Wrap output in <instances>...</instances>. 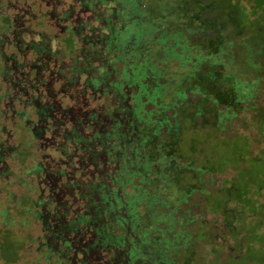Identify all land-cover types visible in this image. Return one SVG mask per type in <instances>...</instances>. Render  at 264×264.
<instances>
[{"label":"rangeland","instance_id":"1","mask_svg":"<svg viewBox=\"0 0 264 264\" xmlns=\"http://www.w3.org/2000/svg\"><path fill=\"white\" fill-rule=\"evenodd\" d=\"M137 1L138 20L121 18L116 0H0V264H95L92 256L84 263L60 256L43 238L38 212L51 204L37 199L29 172L39 158L29 134L38 123L30 106L50 100L28 97L26 108L13 105L27 86L11 53L24 69L39 59L37 76L48 72V96L65 90L75 102L62 105L74 110L84 107L83 85L101 91L106 103L122 72L134 78L145 63L147 76L133 86L167 88L148 107L168 105L160 115L170 129L146 136L141 165L149 164L148 177H132L145 191L139 225L131 224L126 241L128 248L136 244L133 264H264V150L251 153L249 139L257 132L243 134L244 122L237 127L231 119L248 116L258 98L252 86L264 75V0ZM16 14L21 28L12 23ZM67 35L76 41L71 50L63 48L73 41ZM91 42L111 43L109 54L89 52ZM166 49L182 57H169ZM57 79L62 83L51 84ZM12 109L24 114L18 118ZM17 146L25 148L23 160ZM113 190L124 197L131 192L119 181Z\"/></svg>","mask_w":264,"mask_h":264},{"label":"flooded vegetation","instance_id":"2","mask_svg":"<svg viewBox=\"0 0 264 264\" xmlns=\"http://www.w3.org/2000/svg\"><path fill=\"white\" fill-rule=\"evenodd\" d=\"M4 15H8V13ZM6 17L8 18V16ZM11 20L14 25L17 24L18 27H22L23 24L21 23L20 14H18V16L17 14L16 16H12ZM14 25H10L11 28H13ZM7 26H9V23ZM71 29L73 31L72 27ZM62 36L66 37L64 35ZM68 37H71L75 42L71 48L73 49L76 45V41L72 36L69 35ZM8 41L13 42L10 48L18 50L20 46L19 43L17 44L13 40ZM8 41L5 42V45ZM28 47L27 49H29V51L33 50ZM0 53H2L1 50ZM11 58L18 62L17 66L20 75L23 77L25 86H27V90L23 93V97H21L20 100L18 99L17 102H14L13 105L26 108L30 105L28 97L37 98L38 96H44L50 100L49 104H46V102H37L30 106L31 113L36 117L38 123L31 126L29 134L37 141L36 150L39 153V159L36 160L29 172H32L36 180L37 199H48L45 203L49 204L50 202L51 204L49 207L43 203L39 208L40 213L38 212V217L43 220V238L48 245L50 243L53 248H56V253L60 256H66L67 258L69 257V259L75 258V260L80 259L81 263L86 262L87 258L92 256L95 258V264H133L136 259V244L128 248L126 241L127 237L130 236L131 224L134 223L120 219L122 220V224L119 225L115 216L120 210L124 212L127 206V202L124 201V199H134V196H130L129 193H126L125 197L124 194L120 195L119 190H113V184L119 181L123 187L128 186L130 185L129 180H132V177L135 175L127 177L125 184H123L118 177H114V168L107 162L104 151L100 153L103 155V162L99 164L97 160L98 154L96 153L97 143L93 139L97 131L102 134L107 133L112 127L114 119H119L121 125L120 132L125 133V136L128 137L132 129L129 123L133 111L131 109L130 113L127 112L129 119L119 118V106L130 108V101L132 99L128 92L130 88L127 89V86L122 87L123 91H126L128 94V97L125 101L122 99L120 103L114 101V97L112 96L114 94L118 95L121 88L119 83L115 84L117 88L116 91L113 93L112 91L106 92L110 96L111 106H113V118L111 120L110 116H104L98 113L102 108L100 106L97 107L95 101L97 97L102 99L101 91H90V88L88 89L86 85H83L84 87L81 92L86 98L84 100V107H79V109L74 110L72 105L63 106L62 102L66 99L72 102H75V99L65 94V90H59L51 96H48L47 90L49 80L46 79L48 72L43 68L40 75L37 76L38 72L36 66L40 64L39 59H33L29 67L24 69L23 64H21L22 61L21 63L18 61L19 55L17 53H11ZM20 64L22 69L19 67ZM32 71L34 72L33 78L30 77ZM43 71L45 72L44 76H42ZM261 72H264V70H261ZM261 75L263 77H261ZM258 76L259 78L254 79L255 83L252 86L258 98L256 102L250 106L249 115H243L242 117L235 115L231 117V119H235L234 122L237 127L239 126L238 121H243L248 127L247 129H240L241 133L247 134L249 129L257 132V137L254 138V140L249 139L248 136L251 153L254 152V148L264 150V75L260 73ZM59 83H62V80L57 79L51 84L55 85ZM233 94L238 95L237 92H233ZM87 97H93V99L87 101ZM239 99L242 101L241 97H239ZM55 102L59 104L57 105ZM93 104L96 105V107ZM132 106H134L133 103ZM34 107H45L46 111L51 109L50 113L59 116V118H55L52 121L55 128H48V116L38 115L35 109H33ZM134 108L136 107L134 106ZM244 108L245 112L246 107L244 106ZM12 112L16 114L18 118L24 114L22 110L15 111L12 109ZM25 113L28 114V110H25ZM26 117L25 115V118ZM60 120H63V122L60 123ZM25 122L28 123V120ZM78 122H82V127L77 126V131H79L83 137H86L85 140L79 143L80 150L79 148L70 147L69 143L66 142L65 130H63L66 125L65 123L76 124ZM126 141L128 142L129 140ZM33 154L34 153H31L30 156ZM242 166L244 170H248L246 163H243ZM145 176L148 177V174L145 173ZM94 200L99 201V218L96 213H92L96 209V205H92ZM136 209L137 206L135 207V210ZM82 210H84L83 213L85 217H89L88 220H96L93 226L91 225V221H87L86 218L80 216ZM134 215L138 214L135 213ZM123 217L125 218L127 216L125 215ZM132 221L135 220L133 219ZM101 224L109 226H105V230H101L100 233L97 234L94 227ZM113 227L115 229H113ZM117 228L123 233V239L121 240L123 246H121L122 251L117 254L118 256L112 257V253L117 252L119 246L112 248V245L106 242V237L108 233H116ZM121 255L123 258H121Z\"/></svg>","mask_w":264,"mask_h":264},{"label":"trees","instance_id":"3","mask_svg":"<svg viewBox=\"0 0 264 264\" xmlns=\"http://www.w3.org/2000/svg\"><path fill=\"white\" fill-rule=\"evenodd\" d=\"M194 1V0H192ZM117 3H119V7L121 8L120 11H118L120 14V17L122 15L121 18H124L125 15H132L131 17L134 20H138L140 19V13L138 11H136L135 9L137 8L138 5V1L137 0H116ZM199 3L198 1H194ZM128 4H134L135 7L133 8L134 10L131 9L130 12H128V10H126V6ZM131 13V14H130ZM112 14V11H111ZM135 14H140V15H135ZM208 22V24H212L211 21H206ZM45 24V23H44ZM43 25V24H41ZM216 34L218 32V29L215 31ZM162 34H165V32H163ZM143 36V33L138 32L137 33V43L139 40H141ZM74 41L72 42H65L63 43L64 45V49H71L74 45ZM122 44V43H121ZM88 49L89 52H96V53H103V54H109L110 49L112 47V44L109 43L106 46H102L101 48L95 43V42H91L88 44ZM166 55L169 57H175V55L177 54L174 50L171 49H166ZM257 53V52H256ZM183 54V53H181ZM178 58L182 57V55L178 54L176 55ZM121 57L118 56L116 58L113 59V62H118L119 59ZM112 69H116L115 65H112L111 67ZM149 69V67L147 66V64H143L140 65L138 70L135 72L134 78L130 77H126V75L122 72V74L116 79V82L120 84V91L118 92V95H112L114 97V101L117 102H122L121 100L123 99V101H125L128 97V94L126 93V91H123L122 87L127 86L128 88L132 87V90L129 92L130 94V108L125 107V106H119V111H120V115L119 118H128L127 116V112L130 113L131 109H132V115H131V121L129 123V126L132 127L131 132L128 134V137L125 136V133H121V125L118 120L114 119V122L112 123V127L107 131V133L102 134L99 131L95 132V136L93 137L94 141H96L97 143V147H96V153L98 154V162L99 164H102V158L103 155L100 154L101 152H105L106 154V160L107 162H109L112 167L114 168V177H118L120 181L123 182V184L126 183L127 177L131 176V175H138L141 176V179L143 177H145V173L148 172V163H145L144 166L141 165V158L143 157V153H142V148L144 146V143H146L147 138L146 136H151L154 137L156 134H158L160 132L161 129H163L164 127L168 126V128H166L167 130L170 129V123L168 122V119L166 118H162L163 116L160 114H163L164 110L168 107V105L166 106H154V107H148V105L151 103L152 99H155L157 97L162 98L163 94L165 93V91H167V88H165L164 91H158L157 88L149 90L147 89V86H144V90L142 91L140 88L136 89L135 87H133V83L134 82H139L143 77L147 76V70ZM156 69L150 68V72L151 73H155ZM104 72V71H103ZM84 74L83 71H80V76H82ZM154 77V75L152 76V78ZM132 78V79H131ZM84 82V81H83ZM165 86V85H164ZM89 89V88H88ZM90 91H94L96 89H89ZM129 90V89H128ZM88 91V90H87ZM89 92V91H88ZM82 99L85 100V96L84 94H82ZM105 95V93H104ZM106 95H108V93H106ZM170 97H172L171 95H169ZM121 97V99H120ZM93 99V97H87V101H91ZM97 103V107L100 106L102 108L101 111H98V113L104 115V116H110L111 120H112V109L113 106H111V99L110 96L108 95V99L106 101V103H104L100 97H97L95 104ZM132 103L134 104V106L136 108H134V106H132ZM117 106V107H118ZM33 109H35V112L38 115H43V116H48V122H49V126L48 128L53 129L55 128L54 125L52 124L53 120L55 118H59V116L54 115V113H50V110L46 111L45 107H41V108H36L34 107ZM160 109V110H157ZM52 114V115H51ZM160 117V118H159ZM155 118V120H153ZM63 120H60V123H62ZM82 122H78L76 124L74 123H65L66 125L64 126L63 130H65V136H66V142L69 143L70 147L72 148H79L80 150V142L85 140L86 137H83L82 134L77 131V126H81L82 127ZM152 124V126H149V124ZM88 127V126H87ZM135 127V129H134ZM47 130V129H46ZM126 132V131H125ZM126 140H129L128 142ZM17 150H19L22 154L19 155L22 157L23 160V153L25 152V148L22 146H17L16 147ZM28 148L31 149V146L28 145ZM34 154L32 156H30L31 158L35 159L36 154L35 152H33ZM39 159V158H38ZM117 167V168H116ZM146 171V172H145ZM126 173V174H125ZM130 175H129V174ZM128 174V175H127ZM129 184L131 186L132 192L129 193L130 196H134V199H127V206L125 207L124 212H122L120 210V212L117 213V215L115 216V219H117V222L119 225L122 224V220L123 221H129V222H133L134 226L138 225L140 222V217H139V213L137 211V209L135 210V207L137 206L138 202L141 201V199H143V192L144 189L141 187V185L143 184L142 180H129ZM125 201V199H124ZM98 202L97 200L93 201L92 205H96L95 206V211H93L92 213H96L97 217L99 218V210H98ZM84 210H82V213H80L82 216V218H86L87 221H91L92 222V226L95 223L96 220H88V216L85 217L84 215ZM135 213H137L138 215H134ZM127 216V217H123V216ZM127 218V219H126ZM135 221H132V220ZM112 222V219H111ZM91 226V227H92ZM105 226H109V225H105ZM105 226L103 224L101 225H96L94 227V229H96L97 234L100 233V231L105 230ZM121 228V227H120ZM113 229H115L113 227ZM119 231V232H118ZM110 234V235H109ZM123 239V233L122 231L118 230L117 228V232H111L108 233V236L106 237V242L110 243L112 245V248H115L116 246H119V250L115 253H112V257L118 256L117 254L120 253V251H122V247L123 246V242L121 241ZM122 242V243H121ZM121 258L122 255H121ZM160 263H162L161 261H159Z\"/></svg>","mask_w":264,"mask_h":264}]
</instances>
